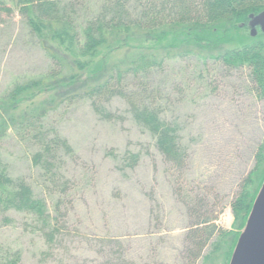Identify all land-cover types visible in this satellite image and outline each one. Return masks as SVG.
I'll return each mask as SVG.
<instances>
[{"label":"rangeland","instance_id":"1","mask_svg":"<svg viewBox=\"0 0 264 264\" xmlns=\"http://www.w3.org/2000/svg\"><path fill=\"white\" fill-rule=\"evenodd\" d=\"M3 1L11 14L0 19V97L15 83L53 66L20 15L17 0ZM59 1L74 4L84 18L97 13L103 0ZM249 33L237 31L221 46L248 44ZM255 37L264 43L260 27ZM88 78L25 96L20 109L26 113L41 107L37 115L44 116L46 130L56 131L74 150L72 155L60 154L54 183L33 166L36 144L17 137L0 100V126L6 123L3 134L6 127L9 130L0 141V157L12 178L25 179L35 197L46 202L60 228L55 241L47 244L31 216L12 212L10 224L0 217V245L17 252L21 264H190L187 237L197 221L190 206L198 201L192 207L201 208L199 200L203 212L218 217L216 224L223 232L238 233L231 206L243 181L256 170L264 145V98L251 70L229 69L192 56L172 60L152 73L149 92L155 106L164 120L177 126L188 155L182 178L158 151L154 137L134 121L125 100L116 97L104 105L122 118L117 121L102 119L85 96L72 101L81 94L79 83ZM132 155L139 156L135 166ZM261 171L258 178L264 166ZM66 180L70 186L63 194ZM227 237L215 239L223 249L213 261L196 264H228L233 235Z\"/></svg>","mask_w":264,"mask_h":264},{"label":"trees","instance_id":"2","mask_svg":"<svg viewBox=\"0 0 264 264\" xmlns=\"http://www.w3.org/2000/svg\"><path fill=\"white\" fill-rule=\"evenodd\" d=\"M16 6L53 66L45 74L15 83L0 100L17 137L36 144L32 164L49 176V182H57L53 173L60 154L72 155L74 150L56 131L46 130L44 116L37 115L41 107L36 106L32 112L20 111L25 96L43 95L67 84L74 86L82 81V76L88 75V81L80 82L76 88L81 94L71 96L72 101L85 96L102 119L117 121L122 118L110 113L104 105L116 97L125 100L134 121L154 137L158 151L181 178L188 155L177 126L162 118L149 92L154 71L172 60L192 56L216 61L229 69L248 68L259 96L264 98V43L249 33L252 41L248 44L221 46L237 31L251 32L250 16L264 13V0H103L97 13L86 14L84 18L79 16L74 4L66 6L59 0H17ZM4 14H11V9L0 0V19ZM134 81L137 84L133 85ZM73 93L68 91L63 97ZM41 112L44 114V110ZM4 126L6 123L0 126V141L9 131L6 127L3 134ZM131 159L133 166L138 164L139 156L132 155ZM257 159L256 170L243 181L241 193L231 206L238 233L223 232L216 224L218 217L203 212L200 200L201 208L192 207L198 201L191 203L190 213L197 221L187 237L190 264L201 259L213 261L223 249L215 239L225 240L233 235V249L231 254L227 253L230 263L264 182V175L258 178L264 166V145ZM69 186L70 181L63 182V194ZM252 186L255 188L251 190ZM12 212L31 216L40 225L47 244L60 234L46 202L35 197L25 179L12 178L0 157V217L4 224L12 222ZM207 250L209 253L204 256ZM0 264H21L20 255L0 245Z\"/></svg>","mask_w":264,"mask_h":264},{"label":"water","instance_id":"3","mask_svg":"<svg viewBox=\"0 0 264 264\" xmlns=\"http://www.w3.org/2000/svg\"><path fill=\"white\" fill-rule=\"evenodd\" d=\"M250 19L251 35L257 34V27H260L264 33V13L258 16L252 15ZM229 264H264V182Z\"/></svg>","mask_w":264,"mask_h":264}]
</instances>
